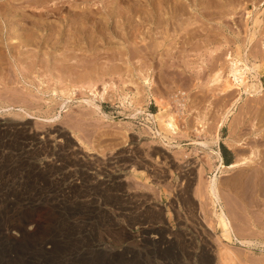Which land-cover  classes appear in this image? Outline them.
<instances>
[{"label": "rangeland", "instance_id": "obj_1", "mask_svg": "<svg viewBox=\"0 0 264 264\" xmlns=\"http://www.w3.org/2000/svg\"><path fill=\"white\" fill-rule=\"evenodd\" d=\"M26 1L0 0V8L10 3L13 17L25 13L36 21L41 17L54 21L63 13L58 22L62 24L58 26L62 28L63 45L60 43L56 52L51 51L52 44L48 50L38 52L33 46L23 49L15 43L16 51L10 49L9 54L6 41L0 46L3 59L0 58V109H3L0 112V264H189L188 260L192 264H205L206 260L210 264H224L219 257L224 247L231 248L233 258L236 257L233 260L239 262L232 260L229 264H264L261 161L254 166L229 168L247 156L254 145L259 157L264 155V0H171L170 6L187 8V12L180 13V26L173 21L165 28H157L153 21L140 22L135 15L117 29L118 24L108 18L109 31L104 32L107 39L92 33L93 28L88 25L86 33L93 36L84 38L85 41L76 36L79 43L71 48L65 47L64 40L74 38L75 31H70L73 18L99 13L96 21L107 24V14H103L107 10L103 6L115 3L92 0L86 6L82 0H59L60 5L52 7L48 2L44 8ZM145 1L137 3L144 7ZM122 8L129 9L127 4ZM36 33L37 36L40 30ZM18 49L22 50L20 54ZM48 51L56 59H49ZM67 55L78 57L75 62L60 65ZM236 57L245 71L248 88L232 85L223 91L228 80L234 81L230 72L231 61ZM218 72L222 80L215 84L213 79ZM144 77L152 82L150 87L144 84ZM11 94L16 97L9 98ZM153 95L161 98L178 119L180 130L176 135L158 130L152 118L159 113ZM19 102L31 111V116L22 118ZM224 117L227 120L217 131ZM201 119L206 123V134L196 132L202 128ZM22 126L28 132L24 133ZM60 129L70 136L66 144L79 150L85 165L65 161L61 172L41 171L44 168L38 164L43 156L40 158V152L35 153L36 142L31 138ZM216 133L221 138L218 146L210 143ZM205 141L211 145L197 144ZM237 141L244 145L240 143L232 148ZM218 150L227 166L217 176L220 204L226 206L236 235L259 242L257 246L231 243L222 237L214 215L220 207L215 208L206 191V184L218 172L213 153ZM122 155L131 160H120ZM143 162L147 170L139 167ZM151 167L156 174L148 169ZM69 173L71 176L85 173L98 182L93 181L91 188H75ZM34 223L39 224L38 229L33 228ZM163 224L181 233L175 244L177 248L174 245L161 250L139 244L141 238L137 236L142 227ZM122 229L133 233L136 242L128 241ZM20 231H25L21 237ZM207 249L210 255L206 254Z\"/></svg>", "mask_w": 264, "mask_h": 264}, {"label": "bare ground", "instance_id": "obj_2", "mask_svg": "<svg viewBox=\"0 0 264 264\" xmlns=\"http://www.w3.org/2000/svg\"><path fill=\"white\" fill-rule=\"evenodd\" d=\"M15 1H17V0H13V2H15ZM23 1V0H22ZM25 1V0H24ZM73 1H78V0H73ZM83 1V3H84V5L86 4V6H88V5H90L91 4V2H92V0H82ZM81 1V2H82ZM115 4L114 5H112V6H109V7H107V5L106 6H103V10L105 9V10H107L106 12H104L103 14H107V24H104L103 22L102 23H98L97 21H96V15H98V14H96V13H90V15H87V14H84L83 15V17H80L79 16V18H77L76 20H75V18H73V20H74V24H72L71 23V30L70 31H75L74 33V38L71 36V37H69L70 39H65L64 40V44H65V47L66 46H68V48L70 47H74V46H76L77 47V44L79 43L77 40V38L75 39V37L76 36H78V35H80L79 37H81V39L83 38H88V37H92L93 35H92V33H94V34H98V35H100L101 37L102 36H104V38H106L107 39V35L105 36V34H104V32L106 33V30H108L109 31V28H108V22L110 21V20H112L113 21V23H116V24H118L117 26H116V28L118 29L119 27H123L124 26V22H125V20L126 21H130V19L132 18V17H134L135 15H137V16H139V18L141 19H139L140 20V22H146V21H153V25L155 26H157V28H165L164 26L167 24V26H168V22L170 23V22H173L174 21V23L176 22V25L177 26H180V24H178V22L180 21V13H182L183 11H184V13H185V11L187 10V8H179V7H174V6H170L169 4L172 2L171 0H146L145 2H146V5H144V7H141V6H143V5H140V2L139 3H137V1L135 2V0H134V2H130L129 4L127 3V1L125 0V2H123L124 0H112ZM120 1V2H119ZM181 1V0H180ZM179 1V2H180ZM207 1V0H206ZM209 1V0H208ZM238 1V0H237ZM241 1H243V0H241ZM12 2V1H11ZM29 5L30 4H34V5H36V6H42V7H44V8H46V5L48 4V2H50L51 3V6L53 7L54 5H60V2H59V0H27L26 1ZM106 2V1H105ZM117 2H119L118 4H117ZM129 2V1H128ZM144 2V1H143ZM257 2V1H256ZM82 3V4H83ZM88 3V4H87ZM107 3V2H106ZM177 3V2H176ZM189 3V2H188ZM240 3V2H239ZM64 4V3H63ZM63 4H61V5H63ZM81 4V5H82ZM102 4V3H101ZM108 4V3H107ZM112 4V3H111ZM125 4H127L128 5V7H129V9H124V8H122V6H124ZM173 4V3H172ZM180 4V3H179ZM203 4V3H202ZM202 4H201V6H202ZM217 4V3H216ZM230 4V3H229ZM243 4V3H242ZM253 4V3H252ZM255 4V3H254ZM185 5V4H184ZM188 5V4H187ZM228 5V4H227ZM6 7H4V8H0V27H1V31H0V46H2V44L1 43H5V41L7 42V45L9 46V47H7V48H9L8 50L9 51H7L8 52V54H9V52H11L10 51V49H15L16 47H17V45H16V47L14 46L15 45V43L16 44H18L19 46H22L23 47V49H25L24 47H30V46H33V47H35L36 48V50H37V48H38V52H40V51H43V50H48L49 48H50V45L52 44V46H51V48L50 49H52L51 51H53V50H55V52L56 51H59L58 50V48H59V46H60V43H61V35H62V28H61V30L59 29V26L60 25H62V24H58V22H59V20L61 19V16H62V14L60 15H58L59 16V18L58 19H56V20H51V19H46V20H44V19H42V17H41V19L39 18V20L38 21H36V19H31L29 16L27 17V15L24 13L23 15H22V17H13L12 16V6H11V4L9 3V4H6L5 5ZM139 6H140V8H139ZM146 6V7H145ZM196 6V5H195ZM225 6V5H224ZM34 7V6H33ZM107 7V8H106ZM183 7V6H182ZM207 7V6H206ZM219 7V6H218ZM119 8V9H118ZM211 8V7H210ZM117 9V10H116ZM215 9V8H214ZM17 11V10H16ZM141 11V12H140ZM220 11V10H219ZM23 12H25V11H23ZM96 12V11H95ZM187 12V11H186ZM102 13V12H101ZM100 13V14H101ZM192 13V12H191ZM70 14V13H69ZM68 14V15H69ZM92 14V15H91ZM102 14V15H103ZM189 14H190V12H189ZM193 14V13H192ZM128 15V17L129 18H127V17H125V16H127ZM165 15H167L168 17L166 18L165 17ZM47 16H48V14H47ZM72 16V15H71ZM71 16H70V19H71ZM78 16V15H77ZM99 16V15H98ZM145 16H147V17H145ZM159 16V17H158ZM103 17V16H102ZM105 17V16H104ZM114 17H117V19L119 18V20L117 21L116 19H114ZM145 17V18H144ZM184 17V16H183ZM18 18V19H17ZM47 18V17H46ZM66 18H67V15H66ZM66 18H64V21H65V19ZM108 18L110 19L109 21H108ZM126 18V19H125ZM138 18V17H137ZM191 18V17H190ZM99 19H101V18H99ZM105 19V18H104ZM114 19V20H113ZM182 19V18H181ZM32 20V21H31ZM106 20V19H105ZM135 20V19H134ZM33 21H36V22H33ZM133 21V20H132ZM184 21V20H183ZM256 21V20H255ZM261 21V20H260ZM106 22V21H105ZM138 22V21H137ZM148 22V23H149ZM187 22H188V19H187ZM258 22V21H257ZM60 23V22H59ZM110 23V22H109ZM186 23V22H185ZM195 23V22H194ZM69 24V23H68ZM130 24V23H129ZM182 24V23H181ZM59 25V26H58ZM88 25H90V26H92L91 28H93V32L92 33H90V34H88L87 35V29L89 28L88 27ZM128 25V24H127ZM130 25H132V22H131V24ZM136 25V24H135ZM148 25V24H147ZM152 25V24H151ZM172 25H174L175 26V24H172L171 23V26ZM32 26V27H31ZM109 26H110V24H109ZM132 26H134V25H132ZM131 26V27H132ZM150 26V25H149ZM166 26V27H167ZM256 26V25H255ZM63 27H65V25L63 26ZM111 27H112V24H111ZM115 27V26H114ZM130 27V28H131ZM136 27H137V25H136ZM143 27V26H142ZM145 27V26H144ZM143 27V28H144ZM126 28H127V26H126ZM125 28V29H126ZM130 28H128L129 30H130ZM139 28V27H138ZM149 28H151V27H149ZM175 28V27H174ZM178 28H180V27H178ZM177 28V29H178ZM35 29H37V31H35ZM40 30V33H38V35L36 36V32H38L39 30ZM121 29V28H120ZM124 29V28H123ZM146 29V28H145ZM168 29V28H167ZM172 29V28H171ZM176 29V28H175ZM181 29V28H180ZM5 30H6V33H5ZM115 30V29H114ZM127 30V29H126ZM126 30H124V31H126ZM136 30V29H135ZM160 30V29H159ZM172 30H174V29H172ZM179 30V29H178ZM123 31V32H124ZM133 32V34H135V31H134V29L132 30ZM162 31V30H161ZM164 31H165V29H164ZM167 31V30H166ZM183 31V30H182ZM19 32H24L25 33V35H24V33L23 34H20V35H18L19 34ZM46 32V35L44 34ZM68 32H69V30H68ZM131 32V31H130ZM130 32H128V33H130ZM157 32V31H156ZM176 32V31H175ZM16 33H18L17 35H16ZM27 33V34H26ZM112 33V32H111ZM153 33V32H152ZM158 33V32H157ZM160 33V32H159ZM167 33V32H166ZM171 33V32H170ZM5 34V35H4ZM64 34V33H63ZM68 34H71V33H68ZM123 34V33H122ZM162 34V33H161ZM168 34V33H167ZM166 34V35H167ZM44 35H45V38H43L44 37ZM66 35V34H65ZM109 35H111V34H109ZM114 35H115V32H114ZM128 35V34H127ZM142 35H144V34H142ZM153 35V34H152ZM170 35V34H169ZM69 36V35H68ZM116 36V35H115ZM119 36V35H118ZM125 36V35H124ZM156 36H157V34H156ZM66 37V36H65ZM109 37V36H108ZM114 37V36H113ZM117 37V36H116ZM141 37V36H140ZM154 37V36H153ZM169 37V36H168ZM5 38V39H4ZM64 38V37H63ZM68 38V37H67ZM80 39V40H81ZM111 39H114V38H112L111 37ZM168 39V38H167ZM91 41H92V38L90 39ZM127 40H128V38H127ZM131 40V39H130ZM151 40V39H150ZM84 41H85V39H84ZM102 41V40H101ZM104 41V40H103ZM107 41V40H106ZM127 42V41H126ZM142 42H145V39H143L142 40ZM155 42V41H154ZM88 43V42H87ZM139 43V42H138ZM151 43V42H150ZM47 44V45H46ZM62 45H63V43H61ZM85 44V43H84ZM95 44V43H94ZM131 44V43H130ZM143 44V43H142ZM45 45V46H44ZM136 45V44H135ZM148 45V44H147ZM5 46V45H4ZM44 46V47H43ZM88 46V45H87ZM137 46V45H136ZM151 46V45H150ZM65 47H62L63 49L65 48ZM92 47V46H91ZM141 47V46H140ZM6 48V49H7ZM137 48V47H136ZM149 48V47H148ZM153 48V47H152ZM156 48H157V44H156ZM159 48V47H158ZM2 49V48H1ZM5 49V48H4ZM22 49V48H21ZM20 49V50H21ZM22 49V50H23ZM60 49V48H59ZM19 50V49H18ZM18 51L19 52V54H20V52L22 51ZM71 51H72V49H70ZM73 50H74V48H73ZM136 50V49H135ZM2 51H3V49H2ZM15 51H16V49H15ZM14 51V52H15ZM34 51V50H33ZM50 51V52H51ZM65 51H67V49L65 50ZM1 52V51H0ZM4 52V51H3ZM17 52V53H18ZM35 52V51H34ZM49 51H48V53L46 54V56L47 57H49V59H56L55 57H57V56H55V57H52V53H50ZM44 53V52H43ZM2 54V53H1ZM5 54V53H4ZM7 54V53H6ZM11 54V53H10ZM14 54V53H13ZM23 54V53H22ZM40 54H42V53H40ZM15 55H16V53H15ZM53 55H55V54H53ZM57 55V54H56ZM4 56V55H3ZM8 56V55H7ZM6 56V57H7ZM12 54H11V58H12ZM21 56V55H20ZM2 57V56H1ZM0 57V58H1ZM37 57H38V54H37ZM47 57H45L44 56V59H46ZM78 57V56H77ZM76 56H72V55H67V57L66 58H64V60L63 61H60L61 62V64L60 65H63L64 64V62L65 63H72L73 61L75 62V60H76V58H77ZM80 57V56H79ZM15 58V57H14ZM2 59V58H1ZM18 59V58H17ZM40 59V58H39ZM48 59V60H49ZM3 60V59H2ZM2 60H1V62H2ZM28 60V59H27ZM47 60V59H46ZM47 60V61H48ZM58 60V59H57ZM59 61H57L58 63H59ZM37 62V61H36ZM55 62V61H54ZM78 62V61H77ZM239 62H240V59H239V57H236L235 59H232V61H231V72H230V74L232 75V77L234 78V81H229L228 80V82L225 84V86H224V88L222 89L223 91H226L229 87H231L232 85H239V86H242V85H245V88H248V85H246V75H245V71L241 68V66L239 65ZM48 63H49V61H48ZM24 64H26V63H24ZM20 65V64H19ZM18 65V66H19ZM26 66V65H25ZM66 66V65H65ZM71 66V65H70ZM40 68V67H39ZM64 68V67H63ZM1 70V69H0ZM30 72V71H29ZM24 74V73H23ZM145 78V77H144ZM26 79V78H25ZM67 80V79H66ZM222 80V76H221V73L220 72H218L215 76H214V79H213V82L216 84H218V83H220V81ZM53 81V80H52ZM59 82V81H58ZM39 83V82H38ZM66 83V82H65ZM152 82L151 81H149V79H148V77L147 78H145L144 79V84H146V85H148L149 87H150V84H151ZM54 85V84H53ZM60 86V85H59ZM70 86H72V84L70 85ZM73 87V86H72ZM218 87V86H217ZM65 88V87H64ZM220 88V87H219ZM221 90V89H220ZM20 91V90H19ZM258 91V89H255V92H257ZM60 92V91H59ZM7 93V92H6ZM13 93H14V91H13ZM17 93V92H16ZM61 94H62V92H60ZM75 93V92H74ZM10 94V93H9ZM19 94V93H18ZM66 94V93H65ZM73 94V93H72ZM7 95V94H6ZM17 95V94H16ZM26 95V94H25ZM64 95V94H63ZM11 97H9V98H13L14 96H15V94H14V96L11 94L10 95ZM21 96V95H20ZM62 96V95H61ZM16 97V96H15ZM29 97V96H28ZM153 97H154V99H155V102H156V104L158 105V107H159V113H158V115H154V116H152V118H153V120H154V123L156 124V126H157V128H158V130L159 129H161V131H163V132H165V133H167V134H169V135H172V136H174V135H176L177 134V132L180 130L179 129V126H178V119L175 117V115L174 114H172L171 113V111H170V109L168 108V105L166 104V103H164V101L163 100H161V98H159V97H156V96H154L153 95ZM4 99V98H3ZM15 99V98H14ZM14 99H12V100H14ZM20 99V98H19ZM27 99V98H26ZM17 100V99H16ZM16 100H14V101H16ZM20 101V100H19ZM22 101H24V100H22ZM25 101H27V100H25ZM89 100H87V102H88ZM13 102V101H12ZM11 103V102H10ZM14 103H17V102H14ZM13 103V104H14ZM19 103H22V102H19ZM28 103V102H27ZM89 103V102H88ZM24 104H26V102L24 103ZM31 104V103H30ZM33 104V103H32ZM64 104V103H63ZM130 104H132V102H130ZM11 105H12V103H11ZM19 105V104H18ZM59 105V104H58ZM65 105V104H64ZM64 105H60V106H62V108H63V106ZM91 105H92V103H91ZM13 106V105H12ZM11 106V107H12ZM17 106V105H16ZM26 106H29V105H26ZM34 107H35V105H33ZM9 107V106H8ZM20 107H21V109H22V111H23V116H22V118H25V117H28V116H31V114H30V112L29 111H27L25 108H23L24 106H23V103H22V106H21V104H20ZM92 107H95V106H92ZM3 108V107H2ZM34 108H32V110H33ZM37 109V108H36ZM3 109H0V112L2 111ZM99 110V109H98ZM263 110V109H262ZM261 110V111H262ZM261 111H260V114H261ZM35 111H33L32 112V114L34 113ZM136 112H138V109H136ZM40 113V112H39ZM22 114V113H21ZM20 114V115H21ZM35 114V113H34ZM33 114V115H34ZM91 114V113H90ZM259 114V115H260ZM263 114V113H262ZM32 115V116H33ZM36 115V114H35ZM49 115V114H48ZM259 115H257V116H259ZM264 116V115H263ZM50 117V116H49ZM57 117V116H56ZM84 117H86V116H84ZM52 118V117H51ZM55 120V117H53L52 118V120ZM58 119V118H57ZM261 119V118H260ZM26 120V119H25ZM51 120V121H52ZM73 120V119H72ZM226 120H227V117L225 118H223L222 119V125L219 127L218 126V130L217 131H220L221 129H222V127L224 126V124H225V122H226ZM72 122V121H71ZM74 122V121H73ZM264 122V121H263ZM73 124V123H72ZM199 124H201L202 125V128H201V130H199V129H197L196 130V132H199L200 134H206V126H205V124L206 123H204V120L203 119H201V120H199ZM27 126V125H26ZM18 127V126H17ZM16 127V128H17ZM4 128V127H3ZM204 128V129H203ZM27 128L25 127V126H22V128H21V130L24 132V133H26V130ZM262 129V128H261ZM28 132V131H27ZM69 132V131H68ZM24 133H22L23 135H24ZM249 133V132H248ZM261 133V132H260ZM44 135L42 136V137H33V138H31L33 141H35L36 142V151H35V153L36 152H40V154L41 155H39V157L41 158V156H43V158L40 160V164H38V165H40V166H42L44 169L43 170H41L42 168H38L39 170H41V171H49V172H52V171H54V172H61L62 171V167H63V165H64V163H65V161H67V162H70V161H73V163L77 166V165H79V166H83V165H85V164H83V162H84V158L82 157V156H80V153H79V150L77 149V148H73V147H71L69 144H66L69 140H71V138H70V136H68V135H66V133H64L61 129L60 130H58V131H54V132H47V133H43ZM261 135V134H260ZM208 136V135H207ZM220 134H218V133H216L214 136H213V139H212V141L210 142L211 144H213V145H216V146H218L219 145V142H220ZM263 139V138H262ZM211 140V139H210ZM209 140V141H210ZM74 142V141H73ZM195 143H197V142H195ZM241 143V141H237V142H235L234 144H232L231 146H232V148L233 147H235L236 145H238V144H240ZM256 144L258 143L257 141L255 142ZM264 143V142H263ZM197 144H200V145H203L204 147H207L208 145H211V144H209V142L207 141H205V142H201V143H197ZM241 144H243V143H241ZM248 144V143H247ZM252 144V146L251 147H253V142L251 143ZM250 144V145H251ZM261 144V143H260ZM29 145V144H28ZM35 145V144H34ZM244 145V144H243ZM264 145V144H263ZM246 146V145H245ZM258 146V145H257ZM260 146H262V145H260ZM260 146L258 147V148H260ZM81 147V146H80ZM16 148V147H15ZM32 148H34V147H32ZM240 151H241V149H238V152L240 153ZM5 152V151H4ZM31 153V152H30ZM34 153V152H33ZM34 153V154H35ZM214 154H215V159L218 161V165H217V167H216V169L218 170V172L216 173V174H214L213 175V177H211V181L208 183V184H206L207 186V189H206V191L208 190V194L211 196V198H212V204L215 206V208L217 207H220V210H219V212H215L214 213V215L216 216V218H217V221H218V224H219V227H220V229H221V234H222V237L225 239V240H227V241H229V242H231V243H233V242H239V243H241V244H243V245H247V246H254V245H256L257 243H259V242H256V241H251V240H244V239H241L240 237H238L237 235H236V232H235V230H234V228L235 227H233V225H232V222H231V219H230V214H229V212L226 210V206L222 203V204H220V201L222 200V198H221V196H220V190H219V185H218V183H217V176H218V174L220 173V171H222V170H225L226 169V167L227 166H225L224 165V162H223V158H222V155H221V152L218 150V151H216V152H213ZM242 153V152H241ZM263 153V152H262ZM14 154V153H13ZM37 154V153H36ZM5 154H3V156H4ZM9 155V154H8ZM30 155V154H29ZM35 156V155H34ZM242 156V155H241ZM260 155L257 153V150H256V145H254V147H253V149H251V151L249 152V154L247 155V156H243V157H241V159H238L235 163H233L232 165H230L229 166V168H231V169H233V168H237V167H242V168H244V167H247V166H249V165H252L253 164V166H254V164H258V161L261 163H259V166L261 165V167L263 168V169H260L261 171H263L264 170V161H262L261 159L264 157V155H263V157L261 158V157H259ZM5 157V156H4ZM11 157V156H10ZM21 157V156H20ZM120 157V156H119ZM210 157H211V155H210ZM25 158H27V157H25ZM29 158H30V156H29ZM259 158V159H258ZM10 159V158H9ZM20 159H22V158H20ZM122 159V161H125L126 159H129V158H126V156L124 157L123 155L121 156V158H120V160ZM129 160H131V159H129ZM128 160V161H129ZM211 160V159H210ZM264 160V159H263ZM133 161V160H132ZM145 161V160H144ZM130 162V161H129ZM134 162V161H133ZM141 162V161H140ZM211 163H209L210 164V166L212 165V161H210ZM71 163V162H70ZM73 163H71V164H73ZM85 163V162H84ZM136 163V162H135ZM142 163V162H141ZM144 163V162H143ZM71 164L69 165V166H71ZM16 165H18V164H16ZM27 165V164H26ZM126 165V164H125ZM141 165V164H140ZM23 166V165H22ZM87 166V165H86ZM93 167V166H92ZM140 168H145L146 170H147V165L144 163V164H142L141 166H139ZM256 167V166H255ZM18 168V167H17ZM16 168V169H17ZM251 168H253V167H251ZM70 169V168H69ZM152 173H155V169L153 168V167H151V168H148ZM201 169V168H200ZM199 169V170H200ZM257 169V168H256ZM259 169V168H258ZM90 170H91V168H90ZM93 171H94V169H92ZM99 170V169H98ZM80 171V170H79ZM102 171V170H101ZM258 172H259V170H257ZM26 172V171H25ZM46 172V173H47ZM191 172V171H190ZM197 172V171H196ZM16 173V172H15ZM45 173V174H46ZM73 173V172H72ZM137 173V172H136ZM257 173V172H256ZM41 174H43V173H41ZM44 174V175H45ZM76 174V173H75ZM141 175H142V173H140ZM156 174V173H155ZM163 174V173H162ZM189 174V173H188ZM199 177H200V174L202 175L203 174V169L201 170V171H199ZM197 174V175H198ZM259 174V173H258ZM52 175V174H51ZM60 175V174H59ZM90 175V174H89ZM101 175H102V173H101ZM54 176V175H53ZM64 176H66V175H64ZM92 176V175H91ZM11 177V176H10ZM41 177V176H40ZM70 179H73L72 181L74 182V184H72V185H74V187L75 188H84V187H90L91 188V186L95 183V182H93V181H97V178H95L94 176L92 177V178H90V177H88L85 173H83V175H80V176H77V175H75V176H71L70 175V173H69V176H68ZM75 177V178H74ZM116 178V177H115ZM198 178V177H197ZM202 178V177H201ZM250 178H251V176H250ZM119 179V178H118ZM139 179V178H138ZM29 180V179H28ZM58 180V179H57ZM63 180H64V178H63ZM76 180V181H75ZM92 180V181H91ZM193 180V179H192ZM196 180V179H195ZM36 181V180H35ZM42 181V180H41ZM66 181V180H65ZM98 182V181H97ZM100 182V181H99ZM200 182H202V181H200V179H199V181H198V183L200 184ZM240 182V181H239ZM7 183V182H6ZM62 183V182H61ZM113 183V182H112ZM70 184V183H69ZM68 184V185H69ZM191 184H193V183H191ZM199 184H197V185H199ZM59 185V184H58ZM62 185V184H61ZM194 185V184H193ZM34 186V185H33ZM98 186V185H97ZM114 186H116V185H114ZM192 186V185H191ZM3 187V186H2ZM94 187V186H93ZM181 187V186H180ZM197 187H199V186H197ZM102 188V187H101ZM105 188V187H104ZM179 188V187H178ZM200 188V187H199ZM202 188V187H201ZM21 189V188H20ZM106 189H108V188H106ZM11 190V189H10ZM57 190V189H56ZM78 190V189H77ZM84 190V189H83ZM96 190V189H95ZM95 190H93V191H95ZM111 190V189H110ZM122 190V189H121ZM201 190V189H200ZM1 191V190H0ZM67 191V190H66ZM70 191V190H69ZM72 191H74V190H72ZM89 191V190H88ZM87 191V192H88ZM106 191V190H105ZM115 191V190H114ZM119 191V190H118ZM117 191V192H118ZM92 192V191H91ZM100 192V191H99ZM69 193V192H68ZM88 193H90V192H88ZM94 193V192H93ZM104 193V192H103ZM129 193V192H128ZM61 194V193H60ZM101 194V193H100ZM110 194V193H109ZM130 194V193H129ZM75 195V194H74ZM99 195V194H98ZM72 196V195H71ZM90 196H92V195H90ZM101 196V195H100ZM119 196V195H118ZM110 197V196H109ZM116 197V196H115ZM120 197V196H119ZM126 197V199H127V197L128 196H125ZM55 198V197H54ZM67 198V197H66ZM70 198V197H69ZM74 198V197H73ZM86 198V197H85ZM89 198V197H88ZM129 198V197H128ZM111 199V198H110ZM134 199V198H133ZM152 199V198H151ZM91 200H92V198H91ZM107 200V199H106ZM109 200V199H108ZM128 200H130V199H128ZM128 200H127V204H128ZM111 201V200H110ZM120 201V200H119ZM122 201V200H121ZM7 203V202H6ZM109 203V202H108ZM111 203H113V202H111ZM121 203V202H120ZM61 204V203H60ZM87 204H89V203H87ZM96 204V203H95ZM193 204V203H192ZM86 205V204H85ZM110 205V204H109ZM123 205H125V204H123ZM135 205V204H134ZM133 205V206H134ZM106 206V205H105ZM53 207V206H52ZM148 207V206H147ZM146 207V208H147ZM154 207V206H153ZM43 208V207H42ZM123 208V207H122ZM136 208V207H135ZM149 209H150V205H149V207H148ZM63 209V208H62ZM121 210V209H120ZM119 210V211H120ZM194 210V209H193ZM197 210V209H196ZM124 211H126V210H124ZM121 212V211H120ZM119 212V213H120ZM129 212V211H128ZM132 212V211H131ZM194 212V211H193ZM197 212V211H196ZM143 213H145V212H143ZM188 213V212H187ZM127 214V213H126ZM122 215V214H121ZM120 215V216H121ZM151 215V214H150ZM144 218V217H143ZM140 220V219H139ZM162 222V221H161ZM164 224H166L165 222H164ZM164 224H163V226H160V227H155V226H146V227H142L141 228V231H139L140 232V235L139 236H137V237H139V238H141L140 240H139V244L140 245H144V246H146V245H153V246H155V247H159L161 250H167V249H169V248H171V247H173L175 244H176V241L178 240V235L179 234H181V233H179V234H177V232H175L174 230H172V229H170L169 227H166L167 225H165L164 226ZM143 226V225H142ZM145 226V225H144ZM179 226H182V225H179ZM177 227V228H181V227ZM210 226V225H209ZM201 227V226H200ZM33 228H35V229H38L39 228V224H37V223H34V226H33ZM197 228H199V227H197ZM204 228V227H203ZM209 229H211V227H208ZM34 229V230H35ZM199 230V229H198ZM205 230V229H204ZM122 231V233H123V236L124 237H126V239L129 241V240H132V242H134L135 241V237H134V235H133V233H131L128 229H122L121 230ZM132 231V230H131ZM183 231V230H182ZM181 231V232H182ZM200 231H202L203 232V230H199V232ZM25 232V231H24ZM24 232L23 231H20V233L18 234V236L19 237H21V236H23L24 235ZM180 232V231H179ZM197 232V231H196ZM208 232V231H207ZM119 234V233H118ZM137 234V233H136ZM186 234V233H185ZM184 235V234H183ZM190 235V234H189ZM189 235H188V237H189ZM122 236V235H121ZM136 236V235H135ZM181 236V235H180ZM216 237V236H215ZM221 237V236H220ZM181 238V237H180ZM183 238V237H182ZM186 239H187V237H185ZM192 238V237H191ZM138 239V238H137ZM182 240V239H181ZM191 240V239H190ZM207 240H209V239H207ZM253 240V239H252ZM186 241V240H185ZM222 241V240H221ZM220 241V242H221ZM136 242V241H135ZM179 242V241H178ZM177 242V243H178ZM181 242V241H180ZM194 242V241H193ZM192 242V243H193ZM205 242V241H204ZM133 244V243H132ZM131 244V245H132ZM179 244V243H178ZM187 243H185V245H186ZM202 244V243H201ZM261 244V243H260ZM181 245V244H180ZM183 245H184V243H183ZM190 245V244H189ZM189 245H187V246H189ZM262 245H264V243H262ZM182 246V245H181ZM186 246V247H187ZM191 246L192 245H190V248H191ZM257 246V245H256ZM155 247H153V248H155ZM174 247H176V245L174 246ZM210 247H211V244H210ZM141 248V247H140ZM142 248H143V246H142ZM147 248V247H146ZM177 248V247H176ZM181 248V247H180ZM180 248H179V250H180ZM190 248H189V250H190ZM208 248V247H207ZM227 248H229V247H226V249H225V247H224V249H222V250H224V251H221L220 250V252H219V250H218V254H219V257H221L220 259H221V261L224 263V264H229V262L230 261H232L233 259H236V257H235V255H234V257L235 258H233V254H232V252H231V248L230 249H227ZM158 249V248H157ZM185 249V248H184ZM210 249V248H209ZM131 250V249H130ZM155 250V249H154ZM173 250V249H172ZM171 249H170V251H172ZM192 250V249H191ZM196 250V249H195ZM169 251V250H168ZM187 251V250H186ZM193 251V250H192ZM206 251V254L207 255H210L211 254V251L210 250H205ZM173 252V251H172ZM175 252H176V250H175ZM184 252H185V250H184ZM200 252V251H199ZM165 253V252H164ZM189 253H190V251H189ZM188 253V254H189ZM201 253V252H200ZM234 253V252H233ZM170 254H172V253H170ZM175 254V253H174ZM158 255V254H157ZM159 255H160V253H159ZM164 255V254H163ZM167 255V254H166ZM194 255V254H193ZM202 255V254H201ZM186 256V255H185ZM188 256V255H187ZM203 256V255H202ZM205 256V255H204ZM196 257V256H195ZM201 257V256H200ZM185 258V257H184ZM190 258V257H189ZM193 258V257H192ZM205 258H206V256H205ZM216 258V257H215ZM176 259V258H175ZM188 259V258H187ZM165 260V259H164ZM172 260V259H171ZM177 260H178V258H177ZM202 260V259H201ZM200 260V261H201ZM238 260V259H237ZM237 260H233V261H236V262H234V263H239ZM180 261V260H179ZM190 263H191V260H188ZM199 261V260H198ZM199 261V262H200ZM177 262V261H176ZM181 262V261H180ZM221 262V263H222ZM164 263H165V261H164ZM169 263H171V262H169ZM189 263V264H190ZM233 263V264H234ZM172 264V263H171ZM177 264V263H176ZM192 264V263H191ZM201 264H202V262H201ZM204 264V263H203ZM205 264H210V260H206V263ZM217 264H219V263H217Z\"/></svg>", "mask_w": 264, "mask_h": 264}]
</instances>
